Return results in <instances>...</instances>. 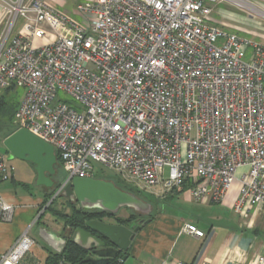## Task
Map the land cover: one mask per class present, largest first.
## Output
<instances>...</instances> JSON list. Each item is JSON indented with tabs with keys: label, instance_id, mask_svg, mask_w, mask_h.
<instances>
[{
	"label": "built area",
	"instance_id": "obj_1",
	"mask_svg": "<svg viewBox=\"0 0 264 264\" xmlns=\"http://www.w3.org/2000/svg\"><path fill=\"white\" fill-rule=\"evenodd\" d=\"M223 1L254 16V0H82L75 21L56 0H0V94L24 88L12 126L54 149L59 190L96 178V164L156 195L187 183L201 204L224 203L236 184L231 210L249 227L264 220V43L224 30L213 17ZM58 91L82 109L51 106ZM12 211L0 195V219ZM32 243L26 229L0 264H18Z\"/></svg>",
	"mask_w": 264,
	"mask_h": 264
},
{
	"label": "crops",
	"instance_id": "obj_2",
	"mask_svg": "<svg viewBox=\"0 0 264 264\" xmlns=\"http://www.w3.org/2000/svg\"><path fill=\"white\" fill-rule=\"evenodd\" d=\"M216 19L229 25L231 31L264 43V35L254 30L261 25L260 16H253L249 24L238 22L246 18L228 11L226 16ZM16 130L13 127L7 134L0 131V156L6 159L9 170V177L0 180V195L13 207L10 219H0V257L27 229L33 243L18 264H47L49 255L62 249L68 230L64 228L63 219L48 207L50 199L45 198L55 187L51 182L56 181L59 159L54 151V173L44 171L38 182L35 165L16 157L9 158L10 152L3 144ZM183 193L191 200L187 190H172L166 196ZM236 196L237 185L234 184L224 203L202 204L200 213L194 215L196 220L176 219L160 212L154 215L151 211L152 218L140 227L130 247L123 251L124 264H176L177 261L183 264H256L257 255L264 253V220L256 215L252 225L246 226L230 208ZM53 207L68 213L64 201L55 200ZM184 223L194 224L204 235L196 237L184 232Z\"/></svg>",
	"mask_w": 264,
	"mask_h": 264
},
{
	"label": "water",
	"instance_id": "obj_3",
	"mask_svg": "<svg viewBox=\"0 0 264 264\" xmlns=\"http://www.w3.org/2000/svg\"><path fill=\"white\" fill-rule=\"evenodd\" d=\"M3 144L10 152L9 158L16 157L35 165L38 182H41L44 171L54 173L53 164L56 162L54 149L26 130L14 131L5 138ZM60 190L61 196L70 202L77 201L81 208H96L112 215L121 207L133 208L145 215L151 213L149 203L131 192L121 190L110 180L74 177ZM58 194L56 190L53 196ZM148 221L149 218L140 220L139 224L133 223L130 227H125L90 219L84 222V227L78 226L73 232L71 227H67L65 236L72 232V240L86 250L81 263L77 264H108L118 252L126 251L130 247L135 233ZM63 242L62 249L66 240Z\"/></svg>",
	"mask_w": 264,
	"mask_h": 264
},
{
	"label": "rangeland",
	"instance_id": "obj_4",
	"mask_svg": "<svg viewBox=\"0 0 264 264\" xmlns=\"http://www.w3.org/2000/svg\"><path fill=\"white\" fill-rule=\"evenodd\" d=\"M45 1L49 3L50 0H45ZM60 1H62V4H60L61 3ZM81 1L82 0H56V2H58V3H55V4L52 3V4L57 10L66 13L69 17H71L75 21H79L80 18L75 13V9H76V5ZM254 2H255V10H253V11L251 10V12H253L252 14H254V16H256V17L260 16L259 21L261 22V25H257L256 27H254L255 28L254 30L259 31L260 34L264 35V18L262 17V16H264V14H263L264 13V0H254ZM227 11L233 12V13L237 14L238 16H242V17L246 18L243 20L238 19V22L249 24L252 20L243 10L237 8V6L233 5L232 3L228 2V1H223L220 3L214 4V6H213V17L215 19L216 18L219 19V18L223 17V15L226 16ZM218 12H220L221 14H219ZM19 24H20V21L18 20L16 27H15L13 32L16 31ZM224 30L231 31L228 28H224ZM259 32H257V33H259ZM216 44L221 45V40H218ZM23 92H24V88H22V87L11 88L8 92L5 93V97L13 105L17 106L19 100L21 99ZM57 101L66 102L67 104H69V106H71L77 110L82 109V105L78 101L74 100L72 97L68 96L67 94L63 93L62 91L57 92L56 97L54 98V100L51 103V106L54 105ZM7 118L8 117H6V116L2 117L0 115V122L5 123V125L0 128V131L4 134H7L9 131H11L13 129L11 127L12 125L10 126V124H9V119H7ZM95 167L98 170L97 176H99L100 178H107V179L110 178L112 180L118 181L117 178L120 176L115 174L114 171H112L106 167H102L98 164H96ZM57 172H58V174L56 176V181H55V182H57V184L55 185V187L53 188V190L49 194L51 196L50 201L48 202L49 204L50 203L54 204L55 200L64 201V203H67L66 198L64 196L60 195L61 190L58 189L60 187V183L63 182V180L65 178V172H64L63 168L59 165V162H58V166H57ZM125 182L127 184L131 185L132 187H134L135 189H138L139 191L146 194L143 197H146V200L148 201L147 203H149L151 205V211L153 212L154 215H157L156 213L160 212V213H164L166 215L175 217L176 219L181 218L184 220H190V219L196 220L194 218V215L200 213L199 211L201 210L202 204L195 202V201H192L190 199H187V197L185 196L184 193L183 194H173L170 196H166V194H165V196L157 197L153 192L159 191L160 188L158 186H152L148 189L142 190L141 187H139L138 185L133 183L131 180H126ZM56 190L59 194L54 197L53 194L56 192ZM150 192H152V193H150ZM153 195L156 197H154ZM52 196H53V198H52ZM64 209L67 210L68 212H70V208L67 205H65ZM152 212H151V214H152ZM118 214L122 215V214H124V211L121 210L118 212Z\"/></svg>",
	"mask_w": 264,
	"mask_h": 264
},
{
	"label": "trees",
	"instance_id": "obj_5",
	"mask_svg": "<svg viewBox=\"0 0 264 264\" xmlns=\"http://www.w3.org/2000/svg\"><path fill=\"white\" fill-rule=\"evenodd\" d=\"M11 88L5 89L3 93L0 95V115L2 117L6 116L9 119V124L10 126L12 125V117L14 110L16 108L15 105H13L8 99L5 97V93L8 92ZM5 123L0 122V128L3 127ZM13 128V126H11ZM60 164V161H59ZM61 165V164H60ZM96 178H100L99 176H96ZM100 179H105V180H110L112 181L115 186L122 190H126L138 195H141L143 197L146 195L145 193L139 191L138 189H135L131 185L127 184L125 181L121 180L119 177L117 178L118 181L112 180L110 178H100ZM187 183H185L181 189L187 190ZM50 194V193H49ZM47 195L45 198L46 200L50 199V195ZM143 194V195H142ZM146 199V197H143ZM153 199V198H152ZM70 208V212L64 213L62 210H56L53 207V203L49 204V208L53 211V213L63 219L64 222V228L66 227H71V230H73L78 227L82 226L84 227V220L89 218L90 216L94 215V213L82 210L80 208H76L71 202L65 203ZM150 218H152V214H150ZM72 232L66 236V242L64 245V248L58 252V253H52L49 255L47 259V264H77L81 263L83 257L86 255V250L81 248L79 245H77L73 240H72ZM125 252L120 251L118 254L111 259V261L108 264H117V258L122 257Z\"/></svg>",
	"mask_w": 264,
	"mask_h": 264
},
{
	"label": "flooded vegetation",
	"instance_id": "obj_6",
	"mask_svg": "<svg viewBox=\"0 0 264 264\" xmlns=\"http://www.w3.org/2000/svg\"><path fill=\"white\" fill-rule=\"evenodd\" d=\"M57 182H54V180L51 182V186L56 185ZM122 190V189H121ZM126 191V190H123ZM129 192V191H128ZM132 193V192H131ZM135 194V193H133ZM139 199H141L144 202H148L145 198L141 197V195L135 194ZM51 198V197H50ZM66 200L70 202L67 198ZM76 208H80L82 210L94 213V215L90 216L89 218L85 219V221L90 220V219H96V220H101L106 223L110 224H116V225H122L125 227H130L133 223L139 224L140 220H146L150 218V214L145 215L141 211H135L133 208H127V207H121L118 209V211L115 214H109L106 211L96 209V208H81L79 203L77 201H72L71 202ZM123 210L124 214L119 215L118 212ZM84 224V223H83ZM72 231V230H71Z\"/></svg>",
	"mask_w": 264,
	"mask_h": 264
}]
</instances>
